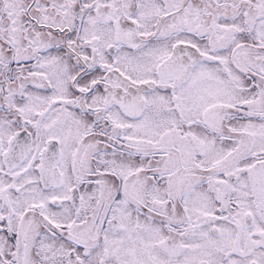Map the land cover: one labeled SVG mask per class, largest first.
<instances>
[{"label": "snow or ice", "instance_id": "snow-or-ice-1", "mask_svg": "<svg viewBox=\"0 0 264 264\" xmlns=\"http://www.w3.org/2000/svg\"><path fill=\"white\" fill-rule=\"evenodd\" d=\"M0 264H264V0H0Z\"/></svg>", "mask_w": 264, "mask_h": 264}]
</instances>
